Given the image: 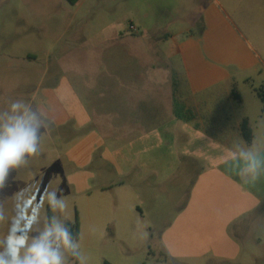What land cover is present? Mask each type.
I'll return each mask as SVG.
<instances>
[{
  "label": "rangeland",
  "instance_id": "rangeland-1",
  "mask_svg": "<svg viewBox=\"0 0 264 264\" xmlns=\"http://www.w3.org/2000/svg\"><path fill=\"white\" fill-rule=\"evenodd\" d=\"M83 1L82 7L72 8L66 0H0V113L9 112L14 100L35 109L38 101L33 98L45 87L63 72L81 69L76 60L56 61L71 43H83V37L88 36L87 44L95 45L104 37L100 33L107 34L100 31L108 25L135 30L133 22L140 21L129 16L136 14L135 7L132 12L124 0ZM220 2L260 62L258 70L242 74L250 81L246 90L253 92L251 85L259 87L264 82V0ZM196 3L199 14L204 6L200 0ZM74 11H78L76 19H72ZM174 20L153 19L169 28ZM186 22L191 24V17ZM98 102L100 115L111 118L119 109L116 100ZM103 126L104 140L112 151L124 147L121 125ZM79 135L49 125L42 137L41 154L20 174L10 175L4 195L31 189L34 202L42 206V216L50 217L52 213L40 197L56 184L59 175L57 194L59 197L63 190L68 218L78 225L72 230L80 233L87 264H264V212L258 220L260 211L238 217L251 205L246 199L229 197L231 183L216 173L207 179L197 178L200 182L196 183V175L202 167L209 169V163H177L172 173L168 168L172 164H165L166 178L161 182L151 176L121 175L114 164L106 162L79 169L66 152L68 142ZM186 139L181 137L179 149L194 152ZM165 150L170 154L167 144ZM30 170L35 175L23 181ZM195 183L196 193L191 199ZM227 205L234 209L229 211ZM11 213L9 203L6 215ZM254 220L261 221L257 232L250 225L240 229L241 224ZM7 226L6 221L0 232L6 233Z\"/></svg>",
  "mask_w": 264,
  "mask_h": 264
},
{
  "label": "crops",
  "instance_id": "crops-1",
  "mask_svg": "<svg viewBox=\"0 0 264 264\" xmlns=\"http://www.w3.org/2000/svg\"><path fill=\"white\" fill-rule=\"evenodd\" d=\"M66 1L72 8L84 3ZM124 1L132 12L135 7L136 14L129 16L140 20L133 22L135 30L108 25L100 31L107 34L99 32L104 37L95 45L87 44V36L83 43H71L62 50L56 61L76 60L81 69L63 72L45 87L33 98L38 101L35 109L47 115L52 127L80 133L68 142L70 149L66 151L79 169L106 162L114 164L121 175L151 176L161 182L166 178L165 164H172L168 167L172 173L177 163H209V169L202 167L195 182L218 174L231 183L229 197L246 199L251 205L238 217L260 211V219L264 212V172L254 183L241 180L242 176L249 178L243 152L258 154L264 161L263 104L255 85H251L253 92L246 90L250 81L242 75L258 70L260 62L245 37L228 18L220 0L216 4L214 0H200L204 9L199 14L196 0ZM73 13L72 19H76L78 11ZM189 17L191 24L186 22ZM154 18L175 20L169 28L155 23ZM190 26L197 30L190 31ZM233 88L241 102L232 96ZM98 100H116L119 109L111 118L100 115ZM176 102L191 116L189 121L176 115ZM244 119L253 131L251 144L240 131ZM110 123L121 125L125 132L124 147L115 151L102 134L103 124ZM181 137H187L194 152L179 149ZM166 144L170 154H166ZM227 206L229 211L234 209ZM257 220L241 224L240 229L250 225L257 232L261 222Z\"/></svg>",
  "mask_w": 264,
  "mask_h": 264
},
{
  "label": "clouds",
  "instance_id": "clouds-1",
  "mask_svg": "<svg viewBox=\"0 0 264 264\" xmlns=\"http://www.w3.org/2000/svg\"><path fill=\"white\" fill-rule=\"evenodd\" d=\"M47 115L39 108H32L21 100L10 104V111L0 113V228L8 222L7 231L0 232V264H87L81 251L80 233L73 235V225L68 218V202L58 197L57 182L40 197L46 202L52 215L42 216V206L34 202L31 189L4 195L7 181L13 172L18 174L28 167L30 160L41 154L44 131L49 128ZM43 129V131H41ZM246 160L245 171L254 183L264 172V161L251 151L241 154ZM30 170L23 181L31 179ZM11 203L12 213L6 215ZM43 220V227L41 221Z\"/></svg>",
  "mask_w": 264,
  "mask_h": 264
},
{
  "label": "trees",
  "instance_id": "trees-1",
  "mask_svg": "<svg viewBox=\"0 0 264 264\" xmlns=\"http://www.w3.org/2000/svg\"><path fill=\"white\" fill-rule=\"evenodd\" d=\"M68 1H70L71 3H75L78 0H68ZM173 88H174V94H175L176 93L175 78L173 81ZM254 91L256 92L257 96L260 98V100L263 104V112H264V85H260L259 87L255 88ZM232 96L234 97V99L236 101L241 102V96L235 88L232 89ZM175 112H176V115L178 117H180L181 119L186 120V121H189V119L191 117V116H187L188 114L184 112L183 108L181 106H179V104L177 102L175 104ZM240 131H241V134H242L243 138L245 139V141L248 144H251L253 141V131H252V128H251V125H250L248 119H244L241 122ZM69 226L72 229H73V227L75 229H78L77 224H75L73 226L72 225H69ZM72 232H73V235L75 236L76 234L74 233L73 230H72ZM104 264H111V263L108 261H105Z\"/></svg>",
  "mask_w": 264,
  "mask_h": 264
},
{
  "label": "built area",
  "instance_id": "built-area-1",
  "mask_svg": "<svg viewBox=\"0 0 264 264\" xmlns=\"http://www.w3.org/2000/svg\"><path fill=\"white\" fill-rule=\"evenodd\" d=\"M132 30V29H131Z\"/></svg>",
  "mask_w": 264,
  "mask_h": 264
}]
</instances>
